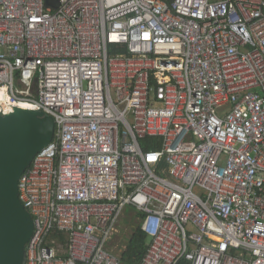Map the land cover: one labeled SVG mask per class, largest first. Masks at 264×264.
Returning a JSON list of instances; mask_svg holds the SVG:
<instances>
[{
  "label": "built area",
  "instance_id": "2783aa9c",
  "mask_svg": "<svg viewBox=\"0 0 264 264\" xmlns=\"http://www.w3.org/2000/svg\"><path fill=\"white\" fill-rule=\"evenodd\" d=\"M47 1L0 0V115L55 123L25 264H122L126 208L138 264H264V0Z\"/></svg>",
  "mask_w": 264,
  "mask_h": 264
},
{
  "label": "water",
  "instance_id": "95a60500",
  "mask_svg": "<svg viewBox=\"0 0 264 264\" xmlns=\"http://www.w3.org/2000/svg\"><path fill=\"white\" fill-rule=\"evenodd\" d=\"M47 3L56 6L55 0ZM54 133L53 118L41 111L15 108L0 115V264L26 263L34 224L18 199V181Z\"/></svg>",
  "mask_w": 264,
  "mask_h": 264
},
{
  "label": "trees",
  "instance_id": "16d2710c",
  "mask_svg": "<svg viewBox=\"0 0 264 264\" xmlns=\"http://www.w3.org/2000/svg\"><path fill=\"white\" fill-rule=\"evenodd\" d=\"M150 139H146L142 147L147 149H157L158 147L148 145ZM147 238L145 234L137 227H134L131 237L128 239L125 249L121 253L122 264H138L143 258L147 249ZM181 264H187L182 262Z\"/></svg>",
  "mask_w": 264,
  "mask_h": 264
},
{
  "label": "rangeland",
  "instance_id": "374dc122",
  "mask_svg": "<svg viewBox=\"0 0 264 264\" xmlns=\"http://www.w3.org/2000/svg\"><path fill=\"white\" fill-rule=\"evenodd\" d=\"M134 218L135 216L133 212L131 211V209L126 208L124 215L120 222L119 231L117 235L115 236V239L111 246V250L114 253L118 254L119 256L121 255V252L125 249L126 243L133 233L134 228L132 227L135 226ZM146 242L149 243V239H147Z\"/></svg>",
  "mask_w": 264,
  "mask_h": 264
},
{
  "label": "bare ground",
  "instance_id": "6f19581e",
  "mask_svg": "<svg viewBox=\"0 0 264 264\" xmlns=\"http://www.w3.org/2000/svg\"><path fill=\"white\" fill-rule=\"evenodd\" d=\"M16 107H18V108H22V109H29V107L24 106V105H16Z\"/></svg>",
  "mask_w": 264,
  "mask_h": 264
}]
</instances>
